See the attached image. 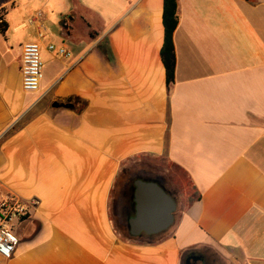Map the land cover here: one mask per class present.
<instances>
[{
  "label": "crops",
  "instance_id": "1",
  "mask_svg": "<svg viewBox=\"0 0 264 264\" xmlns=\"http://www.w3.org/2000/svg\"><path fill=\"white\" fill-rule=\"evenodd\" d=\"M176 1L168 90L163 0H0V197L31 203L0 264H264V0ZM29 42L35 92L21 84ZM148 158L193 193L141 239L112 200Z\"/></svg>",
  "mask_w": 264,
  "mask_h": 264
},
{
  "label": "built area",
  "instance_id": "2",
  "mask_svg": "<svg viewBox=\"0 0 264 264\" xmlns=\"http://www.w3.org/2000/svg\"><path fill=\"white\" fill-rule=\"evenodd\" d=\"M50 52L56 51L59 56L69 57L63 47L48 46ZM22 88L27 92L38 91L43 78V64L40 57V46L36 42L23 45L21 55ZM36 204V203H32ZM31 203L14 194L0 197V256L11 259L18 245L16 225L30 213Z\"/></svg>",
  "mask_w": 264,
  "mask_h": 264
},
{
  "label": "water",
  "instance_id": "3",
  "mask_svg": "<svg viewBox=\"0 0 264 264\" xmlns=\"http://www.w3.org/2000/svg\"><path fill=\"white\" fill-rule=\"evenodd\" d=\"M58 106L57 103L54 104ZM176 201L155 181L137 180L133 189V212L128 223L130 231L153 235L165 232L173 224Z\"/></svg>",
  "mask_w": 264,
  "mask_h": 264
},
{
  "label": "flooded vegetation",
  "instance_id": "4",
  "mask_svg": "<svg viewBox=\"0 0 264 264\" xmlns=\"http://www.w3.org/2000/svg\"><path fill=\"white\" fill-rule=\"evenodd\" d=\"M136 180H145V181H155L163 186L166 191L172 196L175 200V192L174 189L170 186L168 180L159 173H153L148 168L143 167L142 169H133V171H129L124 175V183L122 184L121 188L118 190V196L115 201V211H122L126 215L131 211H133V183ZM177 207V206H176ZM177 209V208H176ZM175 212L173 213V217ZM169 230V229H168ZM166 230L165 232H167ZM158 233V234H145L141 233L135 237L138 238H155L161 236V234L165 233ZM184 264H211V260L207 259L204 255L199 253H191L186 256L184 260Z\"/></svg>",
  "mask_w": 264,
  "mask_h": 264
},
{
  "label": "trees",
  "instance_id": "5",
  "mask_svg": "<svg viewBox=\"0 0 264 264\" xmlns=\"http://www.w3.org/2000/svg\"><path fill=\"white\" fill-rule=\"evenodd\" d=\"M3 10L0 11V33L4 34L7 30V23L2 16ZM178 25L177 1L163 0L162 26H163V43L160 49V59L165 70L166 87L169 90L174 83L176 57L173 44V34ZM126 172V171H125ZM122 177H124V173Z\"/></svg>",
  "mask_w": 264,
  "mask_h": 264
},
{
  "label": "rangeland",
  "instance_id": "6",
  "mask_svg": "<svg viewBox=\"0 0 264 264\" xmlns=\"http://www.w3.org/2000/svg\"><path fill=\"white\" fill-rule=\"evenodd\" d=\"M72 1L73 0H68L69 5L72 6ZM50 15V14H49ZM56 27H60V20L57 21ZM11 35V34H10ZM53 46H56V44H52ZM148 162V163H146ZM144 161L145 166L152 171L153 173H159L163 175L169 182L170 186L174 189L175 192V201L177 204H182L183 201L185 203L188 201L189 197L192 195L193 191L190 185V182L188 181V178L184 175V173L177 168L176 166L172 165L171 163L167 162L166 160L160 158L159 159H153V158H148V161ZM145 167V168H146ZM133 171V170H131ZM129 172L126 171L124 175ZM123 174V173H122ZM124 179V178H123ZM121 181L120 183H122ZM121 184L118 185L116 190H114L113 193V200L112 204L114 205L115 199L118 196V188Z\"/></svg>",
  "mask_w": 264,
  "mask_h": 264
}]
</instances>
